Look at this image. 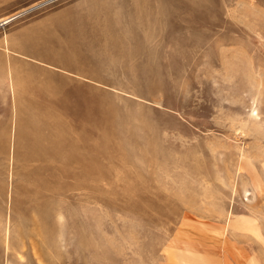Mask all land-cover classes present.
I'll return each instance as SVG.
<instances>
[{
  "label": "rangeland",
  "instance_id": "obj_1",
  "mask_svg": "<svg viewBox=\"0 0 264 264\" xmlns=\"http://www.w3.org/2000/svg\"><path fill=\"white\" fill-rule=\"evenodd\" d=\"M262 234L264 0H0V264H264Z\"/></svg>",
  "mask_w": 264,
  "mask_h": 264
},
{
  "label": "crops",
  "instance_id": "obj_2",
  "mask_svg": "<svg viewBox=\"0 0 264 264\" xmlns=\"http://www.w3.org/2000/svg\"><path fill=\"white\" fill-rule=\"evenodd\" d=\"M249 217V216H248ZM234 227V226H233ZM234 228H236V227H234ZM261 228V227H260ZM236 229H238V227L236 228ZM239 230H241V229H239ZM224 231V230H223ZM243 231V230H242ZM221 233V235L220 236H215V234H220ZM262 233V232H261ZM262 235H264V234H262ZM208 239H210V241H212L214 244L215 243H224L226 240H227V238L225 237V235H224V232H220V229L219 228H212V227H209V232H208ZM234 254H235V256H236V259L237 260H239V261H242V262H244L246 259H247V257H246V255L245 254H243L242 253V251L241 250H238V249H234ZM251 260V259H250Z\"/></svg>",
  "mask_w": 264,
  "mask_h": 264
}]
</instances>
